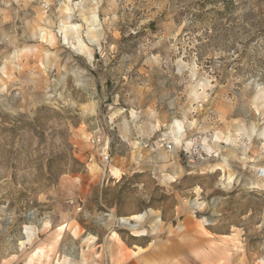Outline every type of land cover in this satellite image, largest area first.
<instances>
[{
	"label": "rangeland",
	"instance_id": "374dc122",
	"mask_svg": "<svg viewBox=\"0 0 264 264\" xmlns=\"http://www.w3.org/2000/svg\"><path fill=\"white\" fill-rule=\"evenodd\" d=\"M0 264H264V0H0Z\"/></svg>",
	"mask_w": 264,
	"mask_h": 264
}]
</instances>
